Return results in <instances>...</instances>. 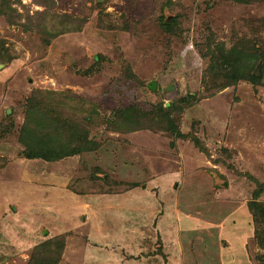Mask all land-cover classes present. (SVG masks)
<instances>
[{"label":"rangeland","instance_id":"374dc122","mask_svg":"<svg viewBox=\"0 0 264 264\" xmlns=\"http://www.w3.org/2000/svg\"><path fill=\"white\" fill-rule=\"evenodd\" d=\"M243 50L257 80L232 82L239 68L231 59ZM66 89L107 110L135 104L156 116L132 130L79 117L89 148L31 156L28 98ZM37 95L43 123L52 115L44 103L57 102ZM63 114L72 121L67 106ZM263 139L264 0H0V264L41 263V243L55 235L64 241L57 264H91L102 255L82 257L95 239L77 214L80 195L149 197L157 189L142 185L155 178L159 195L184 189L182 202L197 185L212 198L243 201L226 211L199 193L193 209L212 222L184 214L171 221L182 228V264H264ZM206 176L219 184L208 187ZM154 248L149 255L162 254ZM137 252L129 258L141 264Z\"/></svg>","mask_w":264,"mask_h":264},{"label":"crops","instance_id":"0c3cea01","mask_svg":"<svg viewBox=\"0 0 264 264\" xmlns=\"http://www.w3.org/2000/svg\"><path fill=\"white\" fill-rule=\"evenodd\" d=\"M261 145L264 147V139L262 140ZM209 180L211 181V178L207 176L206 179L203 180L206 181L205 184L207 183L206 185H208V187ZM211 183L212 181L210 182V186ZM151 184L153 188L157 189V191L155 194H149V197L148 193L126 191L130 194L125 195L124 198L116 195L117 193H110L108 197L94 194L93 201L91 202L89 201L88 196L80 195L79 200H77V203L79 204L77 214H84V221H82L85 223L84 227L89 228L91 239H95L94 241L84 242L82 245V247L85 248V254L82 256L85 260L89 259L87 254L93 256L90 252L94 250L102 256L99 258L94 256L91 264H136L135 261H137V259L129 258V256L138 251L137 253H139V255L142 252L145 253H142L143 255H141L139 261L141 264H160V262L163 264L166 263L165 258L168 259V264H182V228L177 227L178 224L176 227H173L171 221L176 222L178 217L184 214L191 218H201L205 220L206 223L208 221L212 222L211 220L213 216H211V218H204L202 217L203 210L193 209L194 204L198 205L199 193H205L206 201H208V203H218L217 207L221 204V208H226V211H230L229 208L239 210V207L243 204V201L239 198L223 200L216 198L214 195V198H212L213 191L209 188H200L198 185L195 186V192H193L192 189L189 191L190 198H188V201L186 200L182 202L181 199L183 195L180 191L183 192L184 189H180V191L176 192L173 191V198L172 195L170 197H165V195H159V183L157 178L151 180L150 183L146 185L147 187H143L145 185L144 183V185H142L143 190L144 188L146 190L148 187V189H150ZM212 187L213 186H211V188ZM98 195L103 198L101 199L102 201H97L98 198H100L97 197ZM222 195L226 194L222 193ZM229 197L233 198L235 196ZM150 199L152 200L150 201ZM94 202H96L97 205H95ZM190 211L191 214H187V212L190 213ZM91 217H97L96 219H99L100 227H94L93 222L90 220ZM0 218H2V216H0ZM111 220H113V222L116 220L117 227H115L114 224L113 227H109V224H112ZM122 220H126V223H122ZM1 221L2 223H5L3 218ZM218 229L221 230V227H218ZM138 232L143 233V236H141L142 242H140V236H137ZM130 237H132L133 240H131ZM202 237H206V235ZM205 241H207V239L203 240L204 243ZM157 245L161 247L163 255H149V250L155 249L154 247ZM203 246L205 247V245ZM20 247L24 246L20 245ZM165 250H169L167 251L169 252L167 257H164V255H166ZM118 255L120 257H118ZM193 260V263L195 264L201 263L195 257H193Z\"/></svg>","mask_w":264,"mask_h":264},{"label":"trees","instance_id":"16d2710c","mask_svg":"<svg viewBox=\"0 0 264 264\" xmlns=\"http://www.w3.org/2000/svg\"><path fill=\"white\" fill-rule=\"evenodd\" d=\"M254 1H263V0H254ZM164 25H169L166 21L163 22ZM227 56V55H225ZM222 55L223 62H226V58ZM261 56L259 55V58ZM231 58V57H230ZM97 60V58L95 59ZM232 63L235 64L239 71L237 72L238 76H232V82L239 80L246 81H256L257 75L255 72H252L251 68L253 62L249 58L247 51H238L231 59ZM257 62V59H256ZM35 94L41 98H52L57 103H44L45 109L51 111L50 116L43 120V123L39 120V114L41 112L39 99L35 97ZM29 106L27 115H25V125L24 129H28V141L26 142L27 148L31 156H39L44 159H52L55 157H62L68 154H75L79 151H82L86 148H89V145L92 143L90 141H84L86 136V130L80 125V118L82 117L86 121L99 123L106 121L112 124L113 127L121 125L126 126L124 128L132 130L141 127L143 117L148 118L155 117L156 113L154 110L145 113L141 111L137 105L131 104L122 109H111L107 110L104 106H101L97 102L77 95L73 90L66 89L64 92L55 93L54 91L48 90H35L33 95L28 98ZM54 105V107H53ZM57 105V107H56ZM63 106H67L69 111L71 110L73 117L72 121H69V118L66 120L62 119ZM54 108V109H53ZM166 110L164 118L168 123L169 121V108H164ZM158 117H161L160 112L157 114ZM33 118V121H32ZM70 118V119H71ZM108 119L110 121H108ZM171 121V119H170ZM174 123V122H173ZM168 129L172 130V133L178 134L180 136L177 125L171 124L168 126ZM25 136V134L22 132ZM177 136V135H176ZM27 137V136H26ZM75 141L76 146L72 149V145ZM88 145V146H87ZM64 147V148H63ZM67 148V149H65ZM223 150L226 152L227 149ZM64 150V153L63 151ZM218 181L213 180V188L215 185H218ZM260 187H264V183H261ZM260 189V188H259ZM259 189L256 192H259ZM256 203H254V206ZM64 241L60 239L58 235L52 236L46 239L41 243L43 252L41 254V263L39 264H57L62 262L61 249L64 247ZM56 249V250H55ZM51 251L55 253L52 255Z\"/></svg>","mask_w":264,"mask_h":264},{"label":"water","instance_id":"95a60500","mask_svg":"<svg viewBox=\"0 0 264 264\" xmlns=\"http://www.w3.org/2000/svg\"><path fill=\"white\" fill-rule=\"evenodd\" d=\"M255 74H257V72H255ZM152 88H154V81L151 82Z\"/></svg>","mask_w":264,"mask_h":264}]
</instances>
